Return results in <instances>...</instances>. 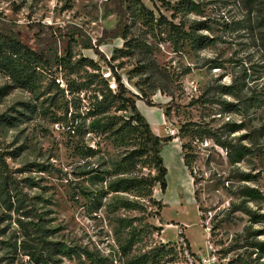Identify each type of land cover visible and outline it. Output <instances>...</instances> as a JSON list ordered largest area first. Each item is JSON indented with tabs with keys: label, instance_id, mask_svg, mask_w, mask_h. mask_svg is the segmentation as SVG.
<instances>
[{
	"label": "rangeland",
	"instance_id": "1",
	"mask_svg": "<svg viewBox=\"0 0 264 264\" xmlns=\"http://www.w3.org/2000/svg\"><path fill=\"white\" fill-rule=\"evenodd\" d=\"M142 1L155 18L164 15L185 25L189 38L174 43L133 4L130 45L115 39L98 50L137 105L150 108L149 100L159 107L148 115L152 123L162 117L161 128L152 127L155 134L168 138L166 130L176 132L164 147L168 190L155 191L166 204L162 218L150 219L149 209L125 208L123 202H143L133 194H106L111 183L127 177L116 167L131 145L104 132L105 115L92 105L95 91L99 99L105 92L102 73L111 68L95 51L72 42L69 67L38 69L25 84L0 68V154L6 165L0 162V264H264V248L256 247L264 245V106L246 113L244 105L237 110L220 105L238 103L222 88L245 76L242 64L249 75L243 94L251 88L264 96L259 68L264 60L248 33V26L257 24L258 4L250 10L247 0ZM104 4L0 0V27L36 46V38H48L50 28L74 25L98 45L104 30L116 26ZM200 37L204 44L195 41ZM84 59L100 70L83 66ZM93 74L99 77L90 85ZM189 124L213 139L184 135ZM182 154L200 179L207 229ZM214 224L222 226L212 239ZM181 229L195 255L180 239ZM162 246H175V254L153 256Z\"/></svg>",
	"mask_w": 264,
	"mask_h": 264
},
{
	"label": "trees",
	"instance_id": "2",
	"mask_svg": "<svg viewBox=\"0 0 264 264\" xmlns=\"http://www.w3.org/2000/svg\"><path fill=\"white\" fill-rule=\"evenodd\" d=\"M247 2L248 9L250 10H253V6L258 4V10L256 11L257 24L255 27L249 25L248 33L250 34V40L255 44L254 47L258 48L264 60V0H247ZM165 3L166 2H164V4ZM133 4L134 6L140 5L141 12L144 13L145 16L147 15V18L149 17L152 24L157 22V26L164 28L163 33L170 37L174 43L177 44L189 38L190 34L186 31L185 25L176 24L164 15L155 18L153 11L146 8L141 0H135V2L134 0H107L103 5L104 13L106 16H116V26L113 30H104L103 36L98 40V45L93 44V40L87 36L82 29L74 25L68 26L65 29H55L54 31L53 28H50L51 33L48 38H36L34 41L36 46H31L23 42L17 32L0 27V68L12 72L11 75L16 81L25 84L38 69L53 72L54 70L58 71L59 69L69 67L73 60L72 42L80 44L85 50L95 51L113 71L117 79L118 88L116 92H113L109 87L108 81L102 77L101 81L105 92L99 93L102 95V98L99 99L97 91H95L96 94L93 97L95 102L92 105L100 115H105L102 119V121H104L102 126L104 132L107 133L109 131L116 135L121 141L128 142V144L131 145V149L116 167L119 175L127 177H122L111 183L106 194H133L138 199L137 201L143 202H123L122 204L125 208L135 211L144 210L147 213L149 209L150 212L148 213V217L150 219L157 218L160 220L166 204L162 199L158 200L155 197V191L158 189L162 194H166L168 190V169L165 165L163 151L164 147L174 140V137L161 138L155 134L150 123L139 110L136 100L130 95V91L122 82L121 75L115 71L114 67L108 64L105 56L98 50V46L103 45L109 40L115 39H121L124 41L125 45H130L131 28L129 25V12L131 10L130 5ZM249 22H251L250 19ZM172 36H174V38ZM195 41L199 44H204L205 42L201 37ZM83 62V66L85 67H90L94 71L100 70L98 64L93 60L84 59ZM217 65L220 66L221 64L217 63ZM242 65V68L245 70V76L236 78L232 85L222 88L224 94L235 97L238 103L221 102L220 105L230 110H237L244 105L243 108L246 110V113H248L251 107L264 106V96L262 92L251 88H248L249 94H243L245 87L243 80H247L249 75L247 77L248 70L245 69L244 64ZM259 68L262 70L260 72L263 73L264 62ZM250 70H254L255 73H257L253 67ZM15 73L17 74L15 75ZM189 73L190 69L187 70L186 74ZM91 77L92 81L90 85H92L99 76L93 74ZM145 103L150 107H158L149 100H146ZM112 111L115 113L128 112L129 116H111L109 114ZM260 130L264 131V125ZM181 132L184 135L194 133L206 138L213 139L214 137L213 134L207 130H194L192 124L184 126ZM220 145L223 146L224 143ZM185 148L186 146L183 145L182 149L185 150ZM182 158L185 167L188 169L193 179L194 199L201 214L203 226L207 229L204 224V212L206 209L203 206L201 191L198 188L200 179L196 177L195 171L191 167V162L188 159L189 156L183 155ZM0 162L6 167L3 154H0ZM221 226L222 224H214V226H212L210 230L212 239L221 229ZM147 227L149 229H158L152 224H147ZM179 237L188 243L189 252L195 255L183 230L179 233ZM49 245L50 244H46V246ZM256 247L263 249L264 245L256 244ZM166 249L165 246L156 248L153 252V256L157 253L158 256H161L160 252H166L171 256L176 252L175 246H169L168 250ZM46 250L50 252V248Z\"/></svg>",
	"mask_w": 264,
	"mask_h": 264
},
{
	"label": "built area",
	"instance_id": "3",
	"mask_svg": "<svg viewBox=\"0 0 264 264\" xmlns=\"http://www.w3.org/2000/svg\"><path fill=\"white\" fill-rule=\"evenodd\" d=\"M104 1L106 2L107 0H104ZM102 75H103V78L108 81L110 89L113 92H116L117 91V88H118V84H117L116 76L114 75L113 71L110 69L109 72H107V73H104L103 72ZM166 133L170 137H173V136L176 135V132L173 131V130H166Z\"/></svg>",
	"mask_w": 264,
	"mask_h": 264
},
{
	"label": "crops",
	"instance_id": "4",
	"mask_svg": "<svg viewBox=\"0 0 264 264\" xmlns=\"http://www.w3.org/2000/svg\"><path fill=\"white\" fill-rule=\"evenodd\" d=\"M142 1V0H141ZM143 2V1H142ZM143 3H146V2H143ZM138 106V108H139V110L141 111V113L145 116V118L148 120V122L150 123V125H151V127H155V128H157V129H160L161 128V125H162V117H159L157 120H155V122L154 123H152L150 120H149V118H148V115L150 114V111H149V109L151 108H148L147 106H139V105H137ZM147 108L146 110L147 111H149V113H145V112H143V108ZM175 142V141H174ZM173 143V142H172ZM165 150V149H164ZM179 150L181 151V148H180V146H179ZM163 157H164V151H163ZM164 160H165V158H164ZM166 163V162H165ZM184 164V163H183ZM167 165V164H166ZM185 167V166H184ZM185 169H186V171L188 172V169L185 167ZM189 173V172H188ZM189 176H190V174H189ZM190 185H191V187H192V185H193V179H192V177L190 176Z\"/></svg>",
	"mask_w": 264,
	"mask_h": 264
}]
</instances>
